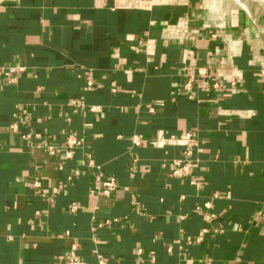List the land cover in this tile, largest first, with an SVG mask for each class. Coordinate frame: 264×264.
Wrapping results in <instances>:
<instances>
[{"label": "crops", "instance_id": "obj_1", "mask_svg": "<svg viewBox=\"0 0 264 264\" xmlns=\"http://www.w3.org/2000/svg\"><path fill=\"white\" fill-rule=\"evenodd\" d=\"M246 6L0 0V71L26 68L0 76V264H66L73 245L85 264H264V5ZM71 133L86 146L66 161ZM188 134L177 178L169 138Z\"/></svg>", "mask_w": 264, "mask_h": 264}, {"label": "built area", "instance_id": "obj_2", "mask_svg": "<svg viewBox=\"0 0 264 264\" xmlns=\"http://www.w3.org/2000/svg\"><path fill=\"white\" fill-rule=\"evenodd\" d=\"M234 3V5L239 6L243 10L247 11V3H253L255 5H264V0H228ZM264 33V30H259V34ZM26 68L23 66H10V67H5L0 71V76L4 79V82L6 84H13L18 81L19 76L25 72ZM92 86V81L89 79L88 85H87V90H90ZM186 89L190 90V82L186 83ZM72 106L76 109L79 107L83 106V103L81 99H74L71 102ZM99 107H91V111H98ZM23 114H26V110L23 111ZM13 130H15V125L11 126ZM27 139H30V135H25L24 136ZM143 141L142 136H135L132 140V143L135 146H139ZM169 141L173 145H181L184 148L183 151V158L175 160L174 162V170L173 174L177 178L181 177H189L192 174V170L194 167L197 166V161L194 160L193 158V146L194 144V139L191 137V134H188L186 137L183 138H176V137H170ZM156 143L163 147L165 143H167L165 137L162 135H158V138L156 140ZM43 150L50 156L55 155L57 152L56 146H54L51 143L45 142L40 145ZM84 146H86V140L83 137H80L75 134H69L65 138V142L63 145V156L64 159L70 160L74 157V154L77 149H81ZM88 164L90 166H94V163L90 156H88ZM79 175L78 171H75L72 176L70 177L71 179L77 177ZM192 184L198 185L197 182L193 181ZM33 186L36 188L40 187V183L38 181L33 182ZM118 188V183L114 178H104L102 175H99L96 177L94 185L92 187V193L104 197H109L112 195ZM58 190L55 189L54 192H57ZM76 208L75 206L72 207V210L74 211ZM206 232V231H204ZM204 233H201L197 237V241H200L203 239ZM97 260L98 264H105V260L101 255H97ZM66 264H85V262L79 257L77 254V245H73L68 253V258L66 260Z\"/></svg>", "mask_w": 264, "mask_h": 264}]
</instances>
